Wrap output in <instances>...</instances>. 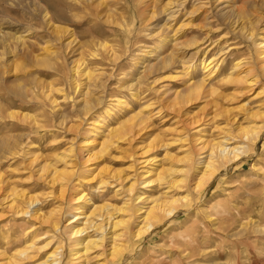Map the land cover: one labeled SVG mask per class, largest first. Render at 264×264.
Wrapping results in <instances>:
<instances>
[{"label": "rangeland", "instance_id": "obj_1", "mask_svg": "<svg viewBox=\"0 0 264 264\" xmlns=\"http://www.w3.org/2000/svg\"><path fill=\"white\" fill-rule=\"evenodd\" d=\"M232 4L250 11L236 25ZM261 41L264 0H0V264L56 248L62 264H264ZM203 57L219 71L185 96ZM250 118L253 143L231 132ZM228 134L245 152L192 189L187 149ZM171 195L188 197L112 257L125 206ZM72 213L90 220L78 245Z\"/></svg>", "mask_w": 264, "mask_h": 264}, {"label": "bare ground", "instance_id": "obj_2", "mask_svg": "<svg viewBox=\"0 0 264 264\" xmlns=\"http://www.w3.org/2000/svg\"><path fill=\"white\" fill-rule=\"evenodd\" d=\"M235 3L236 2H234V4ZM234 4H232L230 6L231 8L229 7L230 9H227L226 11H224L223 14L226 15L230 19L231 24L236 25V23H239L240 21H242V19H245L247 16H249L250 11H248L247 8L242 7V5L235 7ZM51 17H52V15H51ZM57 28L61 32L66 31V30H63L64 29L63 27L56 26L55 29L58 30ZM16 39L19 40L20 36H17ZM163 41L166 42L167 40H163ZM257 45L259 46V49L257 47V49L259 51H258L256 60L258 61L257 63L259 65V69H260L261 73H263L264 72V41L258 42ZM23 48H25V47H22L21 49H23ZM152 51L153 50H150L149 53H152ZM204 57H203V59H201V68L203 70L202 77L199 79H196V80H193L192 77H189V79H188L189 83H188L187 88L184 91L185 93L183 95H185V96H187V95H189V96L198 95L202 91V89L206 88V86L210 82V80L213 79L214 76L219 71L218 67H216V68L214 67L215 65H213V62H214L213 60H210V59L207 60ZM240 65H241L240 62L236 64V66H240ZM188 67H190V66H188ZM208 88H209V86H208ZM256 115H257V113H256ZM252 120L253 119L250 118V120H249L250 123L247 125H242L241 123H239L235 127L233 126V130L231 132L235 131L237 134H241L242 140L244 137L245 140L247 139L246 141H251L252 143L256 142V140L258 139V137L260 135V127H259V125H253L254 123H251ZM134 124L138 125V124H140V122L139 123H133L132 125H134ZM117 131L121 132L119 129L116 130V132ZM92 135H93L92 136L93 139H90V138L87 139L88 136H85V138H84L85 144L91 145L94 142V139L96 137V133H94ZM233 135L228 134L226 137H224V139H221L218 141L217 140L216 141L215 140L209 141L210 139L209 140H207V139L203 140L202 137L199 136L198 138L195 139V141H196L195 145L198 148V151L195 152L193 150L191 151L190 149H187L186 156L184 157V159L188 163L187 164L188 167L186 169H181V170L186 172L187 170L189 171V169L192 168L190 175H193L192 179L195 180V186H193L192 189L196 188V187H202L205 183L207 184V182L210 180V178L217 172L219 167L222 166L221 165L222 162L238 158L241 156V154L243 152H245V146L244 145L238 144L237 140L232 141V139L235 138L236 134L234 136ZM199 139L201 141H199L197 143V141ZM203 152H204V154H202ZM149 172H150V170L147 169L146 173H149ZM161 174L162 173L158 174L159 177H161ZM145 177H147V176H145ZM182 180H184V178H182L181 181ZM175 182L173 181V185ZM176 186L178 187L177 184H176ZM138 197L143 201L145 200L144 197H141L140 195ZM166 197L167 198H163L161 201H156L154 204H151V206L147 207L146 209H144L145 208L144 206L131 207L132 204H131V206L129 204H127L125 206L126 208H124V209L126 211L133 210V215H132L133 218H132V221H130L129 218L131 217V215L129 214L130 215L129 218H122V219H118V220L112 222V224H113L112 227L114 229L116 227H120V230H121L119 233H117L115 235V237H112V236L109 237L111 240V244H112V246H111L112 251L110 252L112 257L116 258L122 254V252L124 250V246H125L123 244L124 242H123L122 236L125 235L126 230H128L130 228V230H131L130 235L132 237H134V236L137 237V236L143 235L145 232H148L152 226H154L158 222L165 219V217L167 215L170 216L171 213L176 211L177 208L179 207V205L182 204V201L186 200L188 195H184V196L171 195V197H168V196H166ZM78 198L80 199L81 196ZM149 199H151V198H149ZM157 199H158V197H157ZM33 202H34V200L31 197H29V199H28L29 206ZM82 207H83L82 205L76 207L75 211L77 213L82 212L83 211ZM25 212H27V210ZM77 213H72L71 218H69L67 220V223L65 225L68 227L69 234L71 236L77 237V238H75L76 241L73 242L74 243L73 245L80 244L82 238H83V240L87 239L86 234L82 238H80V236L86 231V226L80 225L81 223H83V221H81V219L85 218L86 222L90 221L89 216L78 215ZM102 231H103V233H102V236L100 238L101 241H103L105 236H106L105 229H103ZM72 241H74L73 238H72ZM89 242L95 243L94 240H88V243ZM86 249H88V246H86ZM74 250L72 252L73 255L76 254V252H74ZM60 253H61V251H58V248H56L52 252H50V254L46 257L45 260L39 262L38 264H62L61 263L62 258L60 259V257H59ZM80 257L81 256H74L73 260L78 261ZM75 263H77V262H74V263L72 262L71 264H75ZM84 264H94V263H92L90 260H85ZM100 264H103V263H100ZM113 264H119V263L114 262Z\"/></svg>", "mask_w": 264, "mask_h": 264}]
</instances>
